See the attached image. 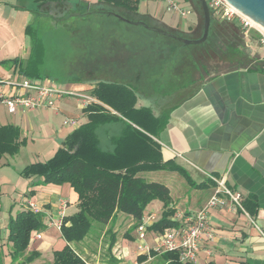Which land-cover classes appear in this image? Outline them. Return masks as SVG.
Masks as SVG:
<instances>
[{"label": "crops", "instance_id": "1", "mask_svg": "<svg viewBox=\"0 0 264 264\" xmlns=\"http://www.w3.org/2000/svg\"><path fill=\"white\" fill-rule=\"evenodd\" d=\"M23 1L0 0V15L6 12L8 6L17 10L33 11L25 7ZM185 1L193 8L191 0ZM150 16L182 33L192 34L199 26L198 14L189 32L181 27H173L156 16ZM146 66L148 65L143 64L144 70L134 71V77L137 79L134 83L122 79L126 78L123 74L120 76L122 78L116 81L126 82L135 88L138 108H150L160 117L162 124L155 129V134L152 136L161 146L164 161H176L188 172H196L201 178L200 182L194 181L197 184L207 182V185L192 186L197 192L199 189L210 188L205 198L200 194H194L185 204H179L180 200L176 201L172 197L177 215H181L179 218L176 215L181 225L185 223V217L196 213L214 193L216 185L210 184V175L225 177L230 187L244 194L245 200L253 199L257 203L254 209L255 224L241 210L212 207L209 210V225L213 238H205L194 264H264V236L259 230L260 228L264 232V56L255 58L249 66L218 73L209 71L208 65H203L201 62L199 67L201 71L197 70L199 68H193L190 61H181L171 68L169 62H162L160 73L153 75L154 80L150 86L147 84ZM149 66L151 67V64ZM187 70H189L188 76L185 75ZM165 71H169V76L163 81L162 77L158 76L160 74L164 76ZM184 76L187 78H183ZM0 87L3 88L2 93L7 92L8 88ZM0 104L5 105L1 100ZM19 111L28 115L35 113L21 109ZM112 111L115 112L113 109ZM18 122L7 123L5 117L0 114V125L15 124L22 130ZM114 123L117 124L116 133L112 136H117L122 132L124 124L121 121ZM113 148L110 138V146L107 149L113 150ZM5 157L6 155L0 165H6L4 167L7 169L10 162ZM29 179L24 182L20 180L17 184L12 181L13 187L17 185L18 188V185L22 184L25 188L24 194L27 196L18 212L27 209L29 202L37 203L41 208L39 214L42 215L46 227L32 232L24 256L28 257L32 253L40 254L27 264H39V262L50 264L53 255L49 259L46 258L50 252L54 254V251L61 250L67 244L57 224L65 216L78 211L79 195L69 183L43 184L42 179L37 176ZM5 181L7 179L0 177V184L3 182L5 185ZM164 183L172 191L170 184ZM15 203L16 200L10 195L6 205H0V210H4V215L2 217L0 215V227L3 222V228L6 230L9 219L5 213L7 209L11 212ZM182 206H185L184 209ZM163 210L164 206H162ZM144 217H153L147 224V241L152 246L154 236L160 231L150 230V226L158 218L155 212L149 214L145 212ZM138 225L139 222L130 215L123 213L115 215L107 226V229L117 234L112 254H102L103 248L96 244L91 246L93 244L91 238L73 246L91 264H166L163 254H143L139 251L140 242L136 240V235H139ZM133 230L135 236L132 235ZM3 240H6V237L0 236V251L2 250L6 255V261L11 262L13 244L8 238L9 243ZM129 240H135V246L131 245ZM3 243L6 247H1Z\"/></svg>", "mask_w": 264, "mask_h": 264}, {"label": "rangeland", "instance_id": "2", "mask_svg": "<svg viewBox=\"0 0 264 264\" xmlns=\"http://www.w3.org/2000/svg\"><path fill=\"white\" fill-rule=\"evenodd\" d=\"M84 1L94 3L97 0ZM180 3L184 9L189 6L191 8L185 0H180ZM191 3L193 6L191 9L194 10L190 14L182 15L178 10L169 9L166 0H140L138 12L142 15L156 16L173 27H181L187 32L191 30L198 14L199 26L196 31L192 34L184 33L188 38L194 39L192 38L194 35L197 39L204 32L205 18L199 8L198 0H191ZM74 8L73 5L50 3L49 6L48 4L43 6L40 12L16 8L15 10L8 6L6 12L0 15V80L23 82L28 79L43 85L67 88L77 92L79 90L75 85L84 84L86 87H92L97 81L119 80L122 74L126 77L122 79L134 83L137 80L134 77V71L144 70L143 64L148 65L145 68L148 70L147 84L149 86L154 80L153 75L160 73L162 62H169L170 68L181 61H190L193 68H199L201 62L208 65L209 71L218 73L225 71L228 66L226 64L228 59L222 52L235 32L241 35L239 41L251 56L255 58L264 56V45L257 29H244L242 25L238 27V25L224 22L214 14L208 35L212 45H209L203 42L187 44L168 34L130 23L126 21L129 20L128 17L122 20L121 17L104 11L85 12ZM16 58L19 61H16ZM5 60L7 62L1 63ZM197 70L201 71V68ZM187 71L186 76L189 75V70ZM160 75L158 77L166 81L169 71H165L164 76ZM0 86L3 85L0 84ZM2 89L0 87L1 93ZM85 92L90 93V90ZM26 93L27 90L24 88L19 90L16 86H9L6 96ZM80 104L81 100L77 96L65 95L57 99L54 106L45 105L31 110L25 109V112L29 113L35 111L31 115L19 111V108L16 113H10L6 105L0 104V114L5 117L7 123L19 121L22 127V138L25 139L18 154L6 155V160L10 162L7 169L4 167L6 165H0V177L7 179L4 182L5 185L3 182L0 184L2 192L0 205H6L10 195L17 202L11 212L7 209L5 215L8 219L11 216L16 217L22 201L27 199L22 184H19L18 188L17 185L13 187L12 181L16 184L20 180L29 181L28 177L21 175V170L31 162L45 161L55 155L65 138L76 130L75 126L64 124L67 118L76 119L78 126L89 121L87 111ZM116 126L115 123H108L97 129L103 148L107 149L110 146V138L116 133ZM140 174L150 181L169 183L172 188V197L176 201L179 199V204H185L186 200L192 198L194 194H200L205 198L210 191L207 187L197 192L184 175L173 169L154 167ZM190 174L195 182L201 181L196 172ZM162 206V201L156 199L147 206L145 212L147 214L155 212L159 220L163 213ZM184 207L182 206V209ZM0 215L1 217L4 215V210H0ZM1 225L0 236H5L6 240L3 242H8V230L3 228V222ZM132 235H136L135 230ZM136 240L141 241L139 235H136ZM129 242L135 246V240H129ZM79 243L81 242L73 244ZM4 246L5 243L1 245V247ZM104 253L106 254L107 251ZM51 255L53 254L50 252L46 258L49 259ZM39 264L43 263L39 262Z\"/></svg>", "mask_w": 264, "mask_h": 264}, {"label": "trees", "instance_id": "3", "mask_svg": "<svg viewBox=\"0 0 264 264\" xmlns=\"http://www.w3.org/2000/svg\"><path fill=\"white\" fill-rule=\"evenodd\" d=\"M139 2L140 0H97L94 3L84 0H24L22 3L25 7L40 12L43 6H49L50 3L73 5L74 9L79 8L85 12L104 11L115 14L122 20L128 17L129 20L126 21L130 23L175 38L176 35L183 36L182 32L168 27L150 15L139 13ZM198 3L204 14L200 0ZM211 13L213 17V11ZM226 22L241 27L237 20ZM240 38L241 35L235 32L222 52L228 59L226 70L249 66L255 59L241 44ZM209 40L208 38L203 43L212 45ZM15 60L19 61L18 58ZM5 62L7 60L1 63ZM75 86L79 91L90 90V94L99 101L83 108L88 113L89 121L77 126L65 138L53 157L45 161L31 162L21 170V175L28 178L37 176L42 179L43 184L69 183L79 195L78 211L65 216L60 228L67 244L61 250L54 251L50 264H91L73 246V243L83 242L87 238H91L94 245L103 248L100 249L103 254L104 251L112 254L117 234L107 229V226L115 215L127 214L140 223L147 206L156 199L163 202L164 210L161 218L150 226V230L162 232L167 228L179 227L181 222L176 218L177 208L173 206L170 188L163 182L145 179L140 173L146 169L163 167L177 170L188 179L190 185H207V182L195 183L190 172L176 161H164L161 146L152 136L162 121L150 108L136 106L138 95L133 86L126 82L104 80L97 81L92 87L84 84ZM117 121L123 122L124 128L119 135L111 137L113 150L105 149L97 129ZM24 142L18 125H0V163L5 155L18 154ZM209 181L216 185L212 179ZM1 195L0 187V197ZM244 206L256 219L254 209L257 203L253 199H246ZM45 227L42 215L29 207L18 212L16 217H11L8 222V240L14 247L11 252L12 261L7 262L6 255L0 251V264H27L34 261L40 254L32 253L28 257L24 255L32 232ZM151 254L159 253L153 250ZM160 254H163L166 264H194L181 260L180 252L176 250Z\"/></svg>", "mask_w": 264, "mask_h": 264}, {"label": "built area", "instance_id": "4", "mask_svg": "<svg viewBox=\"0 0 264 264\" xmlns=\"http://www.w3.org/2000/svg\"><path fill=\"white\" fill-rule=\"evenodd\" d=\"M168 8L178 10L182 15H187L192 12L191 8H183L179 0H166ZM213 14L222 20L234 21L237 20L244 29L255 28L261 36V42L264 45V28L254 22L252 19L241 13L228 0H207ZM259 26L260 28H258ZM5 88L16 86L19 90L24 88L27 90L25 95L6 96V92L0 94V99L5 103L10 113H16L19 110L36 109L40 106H54L57 99L65 95H74L80 98L81 106L88 107L94 102H99L97 98L85 91L73 92L67 88H59L55 86L43 85L38 82H33L25 79L23 82H10L0 80ZM65 125L77 126L76 119L67 118L64 121ZM210 178L216 183L214 193L211 195L207 203L200 208L196 213L185 217V223L179 227H171L157 233L154 236V244L149 245L147 241L148 221L153 217L145 218L137 226V231L140 236L138 249L141 253L151 254L154 250L157 253H162L168 250H176L180 252L181 260L190 263H196L197 255L205 238H213V234L209 225V210L212 207H223L229 210H241L255 224V218L247 211L244 206V194L236 189H233L227 184L225 177H216L210 175ZM28 207L35 213H40L41 208L35 202H29ZM181 217L180 214L177 218ZM61 228L62 221L58 224ZM258 227V226H257ZM259 228V227H258ZM262 235L264 232L259 228Z\"/></svg>", "mask_w": 264, "mask_h": 264}, {"label": "water", "instance_id": "5", "mask_svg": "<svg viewBox=\"0 0 264 264\" xmlns=\"http://www.w3.org/2000/svg\"><path fill=\"white\" fill-rule=\"evenodd\" d=\"M236 9L241 13L252 19L257 24L264 28V0H228ZM204 11V32L202 37L190 39L180 35L176 38L184 41L185 43H202L209 35L212 13L207 0H200Z\"/></svg>", "mask_w": 264, "mask_h": 264}, {"label": "flooded vegetation", "instance_id": "6", "mask_svg": "<svg viewBox=\"0 0 264 264\" xmlns=\"http://www.w3.org/2000/svg\"><path fill=\"white\" fill-rule=\"evenodd\" d=\"M183 37H186L187 38V35L183 33ZM200 37H202V36H200ZM215 41H216V39H215ZM211 49H212V46H211Z\"/></svg>", "mask_w": 264, "mask_h": 264}]
</instances>
